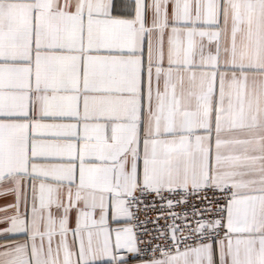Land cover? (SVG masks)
Here are the masks:
<instances>
[{
	"label": "snow or ice",
	"instance_id": "snow-or-ice-1",
	"mask_svg": "<svg viewBox=\"0 0 264 264\" xmlns=\"http://www.w3.org/2000/svg\"><path fill=\"white\" fill-rule=\"evenodd\" d=\"M0 264H264V0H0Z\"/></svg>",
	"mask_w": 264,
	"mask_h": 264
}]
</instances>
